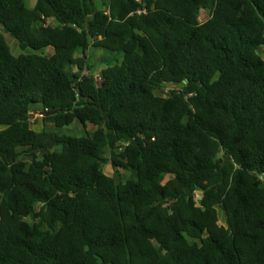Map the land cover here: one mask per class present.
<instances>
[{"label": "trees", "instance_id": "16d2710c", "mask_svg": "<svg viewBox=\"0 0 264 264\" xmlns=\"http://www.w3.org/2000/svg\"><path fill=\"white\" fill-rule=\"evenodd\" d=\"M0 29V264H264V0H0Z\"/></svg>", "mask_w": 264, "mask_h": 264}, {"label": "rangeland", "instance_id": "374dc122", "mask_svg": "<svg viewBox=\"0 0 264 264\" xmlns=\"http://www.w3.org/2000/svg\"><path fill=\"white\" fill-rule=\"evenodd\" d=\"M97 4V7L100 8L101 10L104 11L105 9V4L107 2V0H94ZM35 3V0H25V4L28 8H30L31 6H33ZM210 16V11L208 9H201L198 13V20L200 23L206 21ZM50 24H53L52 21H49ZM0 31L3 33V31L0 29ZM4 38L6 43L8 44L10 51L13 55H18L21 51L17 45V42L12 39L8 34L3 33ZM33 53L39 54V55H46L49 56L53 53L52 48H45L39 51H31ZM87 64L91 66V68H93L94 72L93 75L98 78V74L100 72V70L105 66L100 62H97L96 59L98 58H108V59H113V57L115 56V53L109 52L107 50L104 49H100V50H89L87 52ZM119 60L122 57L121 53H117L116 56ZM72 70L75 71L76 67L73 66ZM85 74L89 73L88 70L86 69L84 71ZM176 86L174 84H168L166 85V87L163 90H157L156 93L160 94L162 96L166 95L167 92L170 89L175 88ZM45 116V114L43 113L42 110H40L39 107H33L32 109H30V118H29V122H30V127L31 129L39 132V131H57L54 126L48 122H44L43 121V117ZM3 128V127H0ZM95 127L92 125H86L85 127H81L78 123L74 122L73 124H71L70 126L60 129L59 132L60 133H66L69 134L71 136H79L82 135L84 133V131H87L90 133V135H92V133L94 132ZM104 157L107 159V162L103 165V172L108 175L111 176L114 180L115 185H122L126 182V180L129 178L130 176V172L128 171L127 168H113L111 165V155H110V149L106 148L105 150V154ZM217 217H218V225H222V226H226L225 223V216L224 213L221 209L217 208ZM187 240L189 243H194L196 242L198 244V241L193 240L191 238L187 237Z\"/></svg>", "mask_w": 264, "mask_h": 264}, {"label": "crops", "instance_id": "0c3cea01", "mask_svg": "<svg viewBox=\"0 0 264 264\" xmlns=\"http://www.w3.org/2000/svg\"><path fill=\"white\" fill-rule=\"evenodd\" d=\"M36 1V0H35ZM34 6V5H33ZM33 6H31L30 8H32Z\"/></svg>", "mask_w": 264, "mask_h": 264}, {"label": "water", "instance_id": "95a60500", "mask_svg": "<svg viewBox=\"0 0 264 264\" xmlns=\"http://www.w3.org/2000/svg\"><path fill=\"white\" fill-rule=\"evenodd\" d=\"M45 114V112H43Z\"/></svg>", "mask_w": 264, "mask_h": 264}]
</instances>
